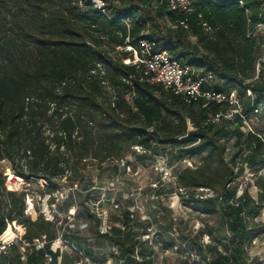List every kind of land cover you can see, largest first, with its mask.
I'll list each match as a JSON object with an SVG mask.
<instances>
[{
	"label": "trees",
	"instance_id": "16d2710c",
	"mask_svg": "<svg viewBox=\"0 0 264 264\" xmlns=\"http://www.w3.org/2000/svg\"><path fill=\"white\" fill-rule=\"evenodd\" d=\"M263 21L264 0H196L188 11L171 9L167 0H111L106 13L88 0H0V162L10 160L25 184L10 188L0 168V241L12 236L15 223L31 244L13 245L0 264H95L106 254L112 264H155V243L143 239L152 220L127 212L121 223L111 216L103 230L105 219L90 203L92 169L118 178L131 166L122 165L129 155H163L170 164L200 158L175 167L169 190L203 215L196 232L163 206L161 185L150 188L168 214L160 233L173 230L188 245L185 263L195 253L192 264H255L249 248L264 234V65L256 71L264 39L250 32ZM142 39L202 75L212 73L204 88L235 91L252 130L240 113L225 116L229 102H188L142 80L140 68L123 61L133 54L119 49L140 47ZM246 168L257 196L250 183H236ZM62 186L74 195L73 220L41 210L56 202ZM36 194L42 207L34 218ZM58 238L75 248L55 252ZM37 239H45L44 247L33 245ZM183 240L169 245L182 252Z\"/></svg>",
	"mask_w": 264,
	"mask_h": 264
},
{
	"label": "rangeland",
	"instance_id": "374dc122",
	"mask_svg": "<svg viewBox=\"0 0 264 264\" xmlns=\"http://www.w3.org/2000/svg\"><path fill=\"white\" fill-rule=\"evenodd\" d=\"M196 40L195 38H192ZM135 148V147H134ZM139 153H142V149H137ZM231 157V152L229 153ZM200 158L187 159L182 161V165H193L198 163ZM131 162V166L126 163ZM180 163V164H181ZM127 165L126 172L118 178L110 177L108 174L103 177H99L96 168L91 171L90 177L95 181V188L92 191V197L90 203L97 209L101 214L106 215V219L109 220L111 216L116 215L119 217V222H123L125 216L130 213L129 217L132 219L133 214L141 217V219L152 220L151 228L148 232L143 235L144 240H151L155 243L157 255L155 264H192L197 262L198 259L194 253L193 260L190 263H185V258L183 257L185 252H189L187 243L179 237V235L172 230V234L163 235L160 233V224L167 226L168 214L163 207L159 205V198L153 194L150 188H155L156 186H162L161 189V199L163 200V206H167L173 209L174 214L179 218H183L185 221L189 222V227L196 232L200 227L204 225L202 220L203 215H199L191 208L187 207L183 195L177 192L169 193L171 188L175 187V176L174 169L178 166L176 164H170L167 158L163 155L149 156L146 158H140V160H135L131 155L128 156L126 162H122V165ZM179 164V165H180ZM134 167L136 170H134ZM0 168L4 170L5 174L8 175V186L10 188H15L17 190H22L25 186L24 181L15 176L11 169L10 160H3L0 162ZM11 172L14 174L11 177ZM236 183L239 184L240 188L247 186L249 183L251 193L257 196L258 188L255 185V178L253 173L248 170L240 173ZM32 188L36 190V185H32ZM168 193V196H167ZM154 195V196H153ZM56 202L48 205L49 207L41 208L42 197L36 194L32 201V216L35 218L38 215V208H41L48 216H54L56 220H63L64 218H70L73 220V215L71 211L75 207L74 195L72 190L67 186H62L56 193ZM119 204L117 206L116 204ZM260 220L264 221V211L260 216ZM214 223L213 220H211ZM14 231H18V227L14 226ZM227 235V233H223ZM163 236L165 241L159 243L155 242V239L160 240ZM154 238V239H153ZM173 238H177L173 240ZM179 239V240H178ZM183 240L182 252L172 249L169 245L174 243V248L180 246V242ZM204 241H210L209 236L204 237ZM56 246L61 245L60 241H55ZM63 247V246H62ZM249 253L251 258H257L255 264H264V234L257 237L253 244L249 248ZM109 259L103 262H97L95 264H112L114 258L110 254H106Z\"/></svg>",
	"mask_w": 264,
	"mask_h": 264
},
{
	"label": "built area",
	"instance_id": "2783aa9c",
	"mask_svg": "<svg viewBox=\"0 0 264 264\" xmlns=\"http://www.w3.org/2000/svg\"><path fill=\"white\" fill-rule=\"evenodd\" d=\"M90 3L98 10L106 13V8L111 2V0H88ZM171 9H178L182 11H188L192 8L196 0H167ZM81 6L83 3L81 2ZM262 35L264 39V21L260 23L255 30L250 32V36ZM155 43L146 39L140 40V47L133 44H127L126 46H120L119 49L127 50L133 55L126 56L123 61L124 63L130 65H136L141 70L142 80L148 81L153 84H162L165 88L172 90L176 94L183 95L186 100L198 101L200 99H206L207 101L215 100L217 102H229L231 108L225 114L226 117L231 118L235 113L241 114V104L240 99L235 91L227 94L224 91H217L214 88H204L206 82L210 81L213 77L212 73L202 75L193 66L182 65L180 60L173 57L168 49L156 50L154 49ZM264 65V44L262 45L261 53L259 54L257 61V76L260 73L261 67ZM248 94H252V90L248 89ZM255 114L261 113V108L256 107L254 109ZM221 114H216L213 121H218ZM242 115V120L244 126L252 130L250 120L246 115ZM137 147V149H139ZM141 149V148H140ZM246 170L250 171L249 168ZM251 172V171H250ZM252 173V172H251ZM99 214L104 217L105 222L103 230H107L109 225L106 219V215ZM18 227V231H14L12 236L6 240L0 241V256L6 254L9 249L16 244L22 243L23 245H31L29 242L23 240V230ZM60 241L61 245L52 244V249L56 252L57 249L64 248H75L73 244L68 242V240L58 238L56 240ZM46 241L45 239H37L33 242L38 249L44 247ZM63 246V247H62ZM51 260V257H49ZM92 264V263H91Z\"/></svg>",
	"mask_w": 264,
	"mask_h": 264
},
{
	"label": "bare ground",
	"instance_id": "6f19581e",
	"mask_svg": "<svg viewBox=\"0 0 264 264\" xmlns=\"http://www.w3.org/2000/svg\"><path fill=\"white\" fill-rule=\"evenodd\" d=\"M11 177H13V176H11Z\"/></svg>",
	"mask_w": 264,
	"mask_h": 264
}]
</instances>
